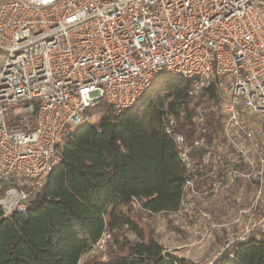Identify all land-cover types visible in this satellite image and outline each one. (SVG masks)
Wrapping results in <instances>:
<instances>
[{"label":"built area","instance_id":"2783aa9c","mask_svg":"<svg viewBox=\"0 0 264 264\" xmlns=\"http://www.w3.org/2000/svg\"><path fill=\"white\" fill-rule=\"evenodd\" d=\"M259 6L264 0H0V180H15L0 196L1 214L28 202L43 185L60 160L65 133L84 121L86 107L103 101L118 115L158 75L174 73L189 81L193 99L214 87L223 101L222 133L244 165L236 159L219 175L214 153L223 144L209 142L203 111L192 118L187 141L165 110L162 127L185 170L179 207L170 214L191 217L196 197H216L243 180L256 196L248 192L250 203L238 204L220 222L221 240L201 264L264 233V158L249 123L264 121ZM108 236L104 232L92 252Z\"/></svg>","mask_w":264,"mask_h":264},{"label":"trees","instance_id":"16d2710c","mask_svg":"<svg viewBox=\"0 0 264 264\" xmlns=\"http://www.w3.org/2000/svg\"><path fill=\"white\" fill-rule=\"evenodd\" d=\"M161 88L168 89L165 97L158 94ZM188 88L182 76L161 73L118 115L103 101L86 107L84 121L65 133L60 160L43 185L19 208L0 212V264H191L155 237L150 220L178 209L185 178L162 127L165 110L174 114V132L187 141L192 118L198 108L203 111L209 142L227 147L217 153L219 175L236 159L244 163L222 133L223 101L214 87L195 99ZM254 143L264 158V121ZM13 185L14 179L0 180V196ZM104 232L109 238L103 259L91 251ZM212 264H264V233L234 243Z\"/></svg>","mask_w":264,"mask_h":264},{"label":"rangeland","instance_id":"374dc122","mask_svg":"<svg viewBox=\"0 0 264 264\" xmlns=\"http://www.w3.org/2000/svg\"><path fill=\"white\" fill-rule=\"evenodd\" d=\"M259 9L264 15V6H259ZM1 62L0 54V64ZM94 94L92 93V95ZM249 123L254 129V134L256 132L260 133L261 122L251 119ZM226 149L227 147L218 145L214 155L217 156L218 152H224ZM243 182V180H238L229 190L220 189L216 197L209 199L202 196L196 197L194 200L195 205L190 213L191 217L189 213L177 216L172 214L152 215L150 220L155 223V237L168 249L181 255L182 253L185 254L186 258L192 262L191 264H201L204 258L210 255L221 240L219 231H217V226L220 222L228 217L230 212L236 210L238 204H249V193L255 198L257 189H250V186L245 185L248 183ZM240 185L243 188L239 190L238 187ZM235 195L240 197L239 203L233 201L232 197ZM206 214L209 215V219L206 217ZM104 249L105 246L95 251L103 254V259L105 258Z\"/></svg>","mask_w":264,"mask_h":264},{"label":"crops","instance_id":"0c3cea01","mask_svg":"<svg viewBox=\"0 0 264 264\" xmlns=\"http://www.w3.org/2000/svg\"><path fill=\"white\" fill-rule=\"evenodd\" d=\"M182 256L187 257L185 254L182 253Z\"/></svg>","mask_w":264,"mask_h":264}]
</instances>
